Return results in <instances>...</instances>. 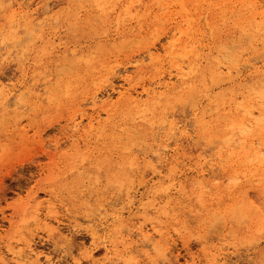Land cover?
I'll return each instance as SVG.
<instances>
[{
  "label": "rangeland",
  "instance_id": "1",
  "mask_svg": "<svg viewBox=\"0 0 264 264\" xmlns=\"http://www.w3.org/2000/svg\"><path fill=\"white\" fill-rule=\"evenodd\" d=\"M192 1L198 6L181 1L183 9L180 0H106L97 11L92 0H0L7 10L0 13V257L10 264H264V219L236 205L246 193L243 203L264 210V181L202 133L228 112L223 96L257 82L264 48L253 50L244 37L236 0ZM185 41L203 69L220 67L218 82L128 117L119 91L140 94L168 77L176 85L188 62L172 59L173 45ZM72 120L81 121L77 131ZM170 122L188 136L168 133ZM150 147L163 153L155 157ZM229 176L239 178L236 186ZM196 179L206 184L203 193ZM140 230L157 242L155 251ZM25 245L35 255L27 257Z\"/></svg>",
  "mask_w": 264,
  "mask_h": 264
},
{
  "label": "bare ground",
  "instance_id": "2",
  "mask_svg": "<svg viewBox=\"0 0 264 264\" xmlns=\"http://www.w3.org/2000/svg\"><path fill=\"white\" fill-rule=\"evenodd\" d=\"M95 7H96V10L98 9L99 11L103 10V3H106V0H92ZM179 0H177L178 2ZM183 2L184 5H186V1L187 0H180V3L179 5ZM189 1V0H188ZM192 3H194L195 7H197L198 5L196 4V2H193L191 0ZM236 2L238 3L239 5V9H240V12L243 11V15H240V18L241 20L244 19V22L245 25L244 27H240V28H243V32H244V37L245 36H248L247 38H249L248 40H250V47L253 49V50H256L257 49V45L258 44H261V48H264V6H262L261 4H258L256 2H253L251 0H236ZM235 3H233L234 5ZM30 5V4H29ZM14 6V5H13ZM182 5H180V8H183L181 7ZM21 8V6H19ZM28 7V6H27ZM31 7V6H30ZM19 8V10H20ZM0 13H2V17H3V14H5V12L7 11L1 4H0ZM184 9V8H183ZM182 9V10H183ZM97 10V11H98ZM181 10V9H180ZM185 11V10H184ZM188 13V12H187ZM21 14V13H20ZM228 14V13H227ZM223 15V14H222ZM244 17V18H243ZM189 19V21L193 20L192 16L190 15V17H187ZM192 18V19H191ZM28 19H29V16H28ZM31 21V20H30ZM29 21V22H30ZM188 22V21H187ZM11 26V25H10ZM29 26H31L29 24ZM235 28V27H234ZM239 28V29H240ZM27 29V28H26ZM238 29V30H239ZM182 32V30H179ZM241 31V30H240ZM14 32V31H13ZM11 32L10 34V37L9 39L11 38V40H15L16 36L14 35V33ZM180 32V34H182ZM186 33V32H185ZM179 34V33H178ZM183 36V35H182ZM181 36V37H182ZM187 37V34L185 35ZM237 38V37H236ZM238 39L240 40V38L238 37ZM237 39V40H238ZM242 40V39H241ZM179 41V40H178ZM173 42V41H172ZM188 42V40H187ZM187 42H182V43H176L174 46V49H173V58H181V60H185L188 62V67L185 69L183 67H179L178 68V71L175 75V79H176V85L172 84L171 83V77L169 78L168 77V81H164V82H159L158 85L156 83V87L152 88L151 90L150 89H146L144 88L142 90V92L140 94H137L136 91H129L128 89H126V91H119V100L122 101V106H124V110L126 111V115L128 117H133V116H140V115H144L146 113H153V111L160 105V103L162 102L163 105H166L165 103H168V101L172 98L173 94H177L179 93V96L182 97L183 94L187 93L188 94H192L191 91L193 90H198V91H201V92H204L207 88V81H216L218 82L219 78H220V75L222 73V71H220V67L218 68L217 66L214 68H212L211 65H209L207 67V69H203L200 61H199V58H197V56L193 55L194 52L191 51V50H187V46H191L187 44ZM241 42V41H240ZM168 43H171L170 41ZM249 45V42H247ZM240 44V43H238ZM169 48H170V44L168 45ZM236 46V45H234ZM234 46L232 45V47L234 48ZM194 47V45H193ZM207 47V46H206ZM225 47V46H224ZM238 47V46H237ZM192 48V47H190ZM231 48V47H230ZM189 49V48H188ZM222 49V48H221ZM228 49V48H227ZM226 49V50H227ZM223 51V50H221ZM231 51V50H230ZM262 51V50H261ZM233 52V51H232ZM236 52V50H235ZM243 51H240V53H243ZM151 53V52H150ZM226 53V52H225ZM263 54V57H264V51L262 52ZM82 55L80 56V58L84 57V54L81 53ZM152 54V53H151ZM151 54H149V51H148V55L147 56H150ZM219 54V53H217ZM228 55V54H226ZM236 54H231L230 55V58L228 60H232L229 61V64L231 66H233V68L236 70V76L235 74L233 75L232 74V69L233 68H230V67H227L226 65V77L224 78H228V81L231 82L232 79L235 77H237V75L240 73L238 72V68H237V65L240 64H236V66L234 67V65H232V63L234 64L235 63V60L237 62V57H235ZM243 55V54H242ZM258 55V54H257ZM261 55V53H260ZM262 55L260 57H262ZM87 56V55H86ZM171 56V55H170ZM171 56V57H172ZM217 56V55H216ZM220 56V55H218ZM223 56H225L223 54ZM237 56V55H236ZM222 57V56H221ZM227 57V56H226ZM239 57V55H238ZM256 57V56H255ZM254 57V58H255ZM259 57V55H258ZM256 57V58H258ZM217 58V57H216ZM225 58V57H224ZM223 58V59H224ZM246 58V57H245ZM244 58V59H245ZM68 59V58H67ZM77 58H75L76 60ZM83 59V58H82ZM81 59V60H82ZM212 59V58H211ZM214 59V58H213ZM78 60V59H77ZM252 60H254L252 58ZM258 60V59H257ZM260 60V59H259ZM68 61V60H67ZM66 61V62H67ZM240 61V60H239ZM242 61V60H241ZM69 62V61H68ZM72 62V61H71ZM251 62V61H250ZM73 63V62H72ZM136 63H139V62H136ZM136 67H139L138 64H136ZM228 63V62H227ZM244 63V62H243ZM64 64V63H63ZM67 64V63H66ZM70 64V63H69ZM133 64V63H132ZM219 64V63H218ZM250 63H248L247 65H249ZM252 65V64H251ZM250 65V67H251ZM256 65V64H255ZM134 66V64H133ZM221 66V65H220ZM258 66V65H257ZM249 67V66H248ZM262 68H259L255 73L258 75V79L256 80L257 82L253 83V85H250L248 86L247 84V87L245 85V91L244 92H237L238 93V96H236L234 94V92L236 93L235 90L233 91H229L226 96H223L226 98V102H227V105H228V112L226 113L225 116L221 117V120L219 123H216L214 125H211L209 123V127H205L203 128V130L205 132H202L204 135H205V138L206 139H213V138H217L215 140L216 143L214 144H217L219 145L220 143V147L218 145H216L215 147H219V151H221V153H223V156L224 154L228 155V157L230 158V161L231 162H239L241 164H245L247 163L246 167L248 169V172L253 170V172L257 173L261 178L262 180L264 181V61H262V65L260 66ZM242 68V67H241ZM129 69V68H128ZM247 70V69H246ZM251 70V69H250ZM127 72V70H126ZM171 74V73H169ZM231 74H232V78H231ZM249 75V74H248ZM171 76V75H170ZM162 79V78H161ZM256 79V78H255ZM251 82H254L251 80ZM215 83V82H214ZM248 84H252V83H249ZM68 85V84H67ZM241 87H244V85H241ZM239 86V87H240ZM65 87V86H64ZM153 87V86H152ZM238 87V88H239ZM67 87L64 88L63 91H66ZM69 88V86H68ZM234 88V87H233ZM114 90V89H113ZM239 90V89H238ZM47 91V90H46ZM44 91V92H46ZM62 90L60 91H57V92H61ZM192 91V92H193ZM48 92V91H47ZM116 92H118L116 90ZM33 93V92H32ZM205 93V92H204ZM236 93V94H237ZM35 94V93H33ZM117 94V95H118ZM142 94H145V96H147L148 98V101L149 103H147L146 105L142 104V101L139 97V95H142ZM37 96V95H36ZM186 96V95H185ZM213 96V95H211ZM220 96V95H219ZM56 97V95H55ZM94 98V97H93ZM97 98V97H96ZM177 98H180V97H177ZM183 99V98H182ZM210 99V98H209ZM180 100V99H179ZM91 101V100H90ZM182 101V100H181ZM216 102V101H215ZM92 103V102H91ZM94 104V100H93V103ZM223 104V102H222ZM194 108V107H192ZM106 111V110H105ZM197 111V110H196ZM212 111V110H211ZM216 110H214L215 112ZM213 112V111H212ZM206 113V112H205ZM202 114V113H201ZM204 115V114H203ZM219 117V116H218ZM217 117V118H218ZM90 121V125H92L91 121L94 120V119H89ZM167 120V119H166ZM206 120V119H205ZM216 120V118H215ZM74 120H72L73 122ZM197 121V120H196ZM165 122V121H164ZM162 121V123H164ZM167 122V121H166ZM80 124H81V121L79 122H75L72 124L73 128L72 130H75L77 131L79 128H80ZM204 125V124H203ZM206 126H207V123H206ZM91 127V126H90ZM169 129L168 133H170L171 135H175V130L177 131L176 133L183 137V138H186L188 136V134L186 133V131L183 129H180L178 130L177 128V124H172L170 122V125L169 127H167ZM202 131V129H201ZM199 132V131H198ZM110 135V134H109ZM167 135V133H166ZM111 136V135H110ZM113 137V136H112ZM116 137H119V136H116ZM191 137V135L189 136ZM120 138V137H119ZM197 138L198 140L199 139H203L204 137L202 136V134H197ZM194 139V138H193ZM192 139V140H193ZM188 140V139H187ZM191 140V139H190ZM196 141L198 144H200L199 142H203L202 140L200 141ZM164 141V140H163ZM218 141V142H217ZM205 142V141H204ZM211 143V141H209ZM212 142H214V139L212 140ZM197 144V145H198ZM202 144V143H201ZM213 144V143H212ZM167 147L166 144L162 143V144H159L157 145V151H162L163 149H165ZM216 150V149H215ZM164 151V150H163ZM143 152V151H142ZM150 152L151 154H153V156H157L159 157L162 153L158 154V152H155L152 150V147H150ZM90 153V152H89ZM95 153V152H94ZM146 153V152H145ZM219 153V152H218ZM149 154V153H148ZM147 154V155H148ZM220 154V153H219ZM152 156V157H153ZM155 156V157H156ZM221 157V156H220ZM85 158V157H84ZM154 159V158H153ZM219 159V158H218ZM224 159V158H222ZM81 160H82V157H81ZM150 161V160H149ZM148 161V162H149ZM230 163V162H229ZM150 164V162H149ZM240 164V166H241ZM249 164V165H248ZM130 165V164H129ZM232 165V164H231ZM238 166V165H237ZM119 167V166H117ZM130 167V166H129ZM242 167V166H241ZM225 169V168H224ZM237 169V168H236ZM243 170V169H242ZM234 172V170H232ZM128 172V171H127ZM236 173H233L234 175H237V172L238 171H235ZM245 173V172H243ZM251 173V172H250ZM229 174V173H228ZM241 174V173H240ZM227 175V174H226ZM247 175V174H246ZM250 175V174H249ZM231 176H232V173H231ZM229 176V182H227V184L229 183H232V186L234 187L235 183L237 182V180L239 178H236V182H234V179H231L230 181V177ZM244 176V175H242ZM237 177V176H236ZM252 177V176H251ZM260 177L258 179H260ZM228 178H227V181H228ZM233 178V177H231ZM235 178V176H234ZM243 179H246L245 177H243ZM250 179V178H249ZM200 179H196L194 182V184H198L197 186V189L198 187L201 188L202 190V193H203V189H204V185L205 183H200L199 181ZM242 180V179H241ZM251 180V179H250ZM255 180V179H254ZM257 181V180H255ZM259 181V180H258ZM191 182V181H190ZM256 183V182H255ZM258 183V182H257ZM261 183V182H259ZM172 184V183H171ZM192 184V183H191ZM193 184V185H194ZM234 184V185H233ZM206 185V184H205ZM262 185V184H261ZM236 186V185H235ZM162 190V186H160ZM159 187V188H160ZM182 187V186H181ZM180 187V188H181ZM215 187V186H214ZM216 188V187H215ZM214 188V189H215ZM206 189V188H205ZM211 190V189H209ZM199 191V190H198ZM200 192V191H199ZM229 192H230V189H229ZM244 193V192H243ZM242 193V194H243ZM264 193V192H263ZM232 196V195H231ZM244 196V195H243ZM264 196V195H263ZM235 197V196H234ZM241 197V201L236 203V205L238 206L237 208V212H242L241 214H243V211H245V213L248 215L251 214L252 210H254L253 212H256L259 219L260 220H263L264 219V210L259 208L258 209L256 207H253L252 204L250 206H248V204L246 205V203H243L242 201L247 197V194L245 193V196L242 198V195L240 196ZM212 199V197L210 198ZM264 199V198H263ZM209 203V202H208ZM235 204V203H234ZM235 206V205H234ZM250 207V208H249ZM235 208V207H233ZM206 209V208H205ZM213 210V209H212ZM251 210V211H250ZM214 211V210H213ZM207 212V211H206ZM167 213V212H166ZM208 213V212H207ZM211 213V212H210ZM214 213V212H212ZM234 213V212H233ZM216 214V213H214ZM212 215V214H211ZM210 215V216H211ZM221 215V213L219 214ZM246 215V216H247ZM214 216V215H213ZM212 216V218H214ZM242 216V215H241ZM253 216V215H251ZM119 217V216H118ZM217 216H215L216 218ZM245 217V215H244ZM116 218V217H115ZM246 218V217H245ZM117 219V218H116ZM118 220V219H117ZM116 220V221H117ZM121 221V219H119ZM246 220H248L246 218ZM124 221V220H123ZM249 221H252V220H249ZM119 225V224H118ZM45 226V225H44ZM50 227V226H48ZM48 229V228H47ZM260 229V228H259ZM262 229V228H261ZM48 231L50 233L52 232H58L57 228L56 227H53L52 228L50 227L48 229ZM260 231V230H259ZM59 233V232H58ZM140 235L141 238L145 239L146 241L144 242H148L149 245L152 247H150L151 249H156L157 248V242L156 241H153L152 239V236H147L144 232H142V230L139 231V233H137ZM139 237V238H140ZM28 244V243H27ZM148 246V245H147ZM25 247L28 249V255L26 254L27 257H31L33 255H35L33 253V249L29 246V245H25ZM161 247V246H160ZM158 247V249L161 250V248ZM150 249V250H151ZM157 249V251H159ZM20 251V250H19ZM155 251V250H154ZM7 252H9L11 255H12V258L13 259H19V256L21 255L20 253H17L15 252V250L13 248H9L7 250ZM26 253V252H25ZM26 258V257H25ZM15 260V261H16ZM23 261V260H22ZM25 261V260H24ZM14 263H17L14 262ZM216 263V262H214ZM218 263V262H217ZM221 263V262H220ZM0 264H10L9 261H6L4 258H2V256L0 257ZM222 264V263H221Z\"/></svg>",
  "mask_w": 264,
  "mask_h": 264
}]
</instances>
